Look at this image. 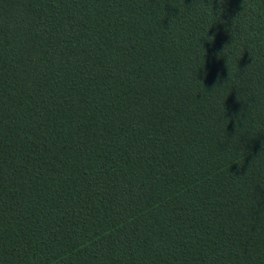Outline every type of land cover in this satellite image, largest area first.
<instances>
[{
    "label": "trees",
    "instance_id": "obj_1",
    "mask_svg": "<svg viewBox=\"0 0 264 264\" xmlns=\"http://www.w3.org/2000/svg\"><path fill=\"white\" fill-rule=\"evenodd\" d=\"M243 2L0 0V264H264Z\"/></svg>",
    "mask_w": 264,
    "mask_h": 264
},
{
    "label": "clouds",
    "instance_id": "obj_2",
    "mask_svg": "<svg viewBox=\"0 0 264 264\" xmlns=\"http://www.w3.org/2000/svg\"><path fill=\"white\" fill-rule=\"evenodd\" d=\"M226 3H227V0H219V9L215 12L218 16H222L223 17V15L225 14V11H226ZM248 6V0H244V2H243V5H242V7H243V11L242 12H240L239 14H238V16L237 17H239L240 15H242L243 14V12L246 10V7ZM234 22V21H233ZM232 36V35H231ZM233 38V37H232ZM206 39L211 43V41H216V39H217V36L216 35H210L209 33H208V35H207V37H206ZM234 43V40H233V42L232 43H229V44H225L224 45V47H223V50L221 51V52H219V53H217L216 55H217V58L219 59V57H220V55L222 54V53H224L232 44ZM238 55V54H237ZM227 64H228V61H227ZM227 64H226V67H227ZM205 76H207V73H205ZM228 77H229V72H228ZM221 80H223L224 81V78H223V76L222 75H220V74H217V83L214 85V87H213V89L221 82ZM228 80H229V78H228ZM227 80V81H228ZM227 81H225V82H227Z\"/></svg>",
    "mask_w": 264,
    "mask_h": 264
}]
</instances>
